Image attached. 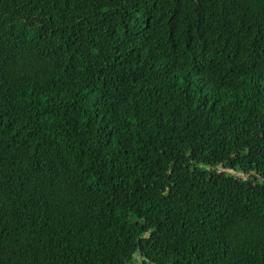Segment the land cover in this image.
Segmentation results:
<instances>
[{
	"label": "trees",
	"instance_id": "1",
	"mask_svg": "<svg viewBox=\"0 0 264 264\" xmlns=\"http://www.w3.org/2000/svg\"><path fill=\"white\" fill-rule=\"evenodd\" d=\"M0 264H264V0H0Z\"/></svg>",
	"mask_w": 264,
	"mask_h": 264
},
{
	"label": "rangeland",
	"instance_id": "2",
	"mask_svg": "<svg viewBox=\"0 0 264 264\" xmlns=\"http://www.w3.org/2000/svg\"><path fill=\"white\" fill-rule=\"evenodd\" d=\"M219 169L223 170L221 166L219 167ZM236 175L239 176V177H244V176H245V175H242V174H240V173H238V174H236Z\"/></svg>",
	"mask_w": 264,
	"mask_h": 264
}]
</instances>
